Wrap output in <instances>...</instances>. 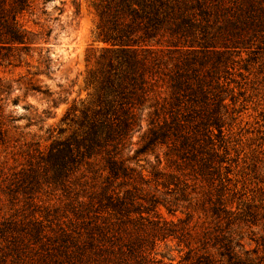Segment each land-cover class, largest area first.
<instances>
[{
	"label": "trees",
	"instance_id": "1",
	"mask_svg": "<svg viewBox=\"0 0 264 264\" xmlns=\"http://www.w3.org/2000/svg\"><path fill=\"white\" fill-rule=\"evenodd\" d=\"M34 1L0 0V70L30 67L36 54L37 73L50 74L42 46L51 30L37 33L25 20ZM97 7L105 47L93 80L96 104L79 117L68 109L61 123L75 130L64 136L66 127L58 128L46 151L32 144L36 158L0 161V264H152L146 244L166 239L185 245L196 264H216L214 255L225 264H264V252L249 258L221 230L233 224L223 201L233 57L245 54L240 69L250 72L264 52V0H99ZM22 85L52 107L63 102L33 78ZM3 114L0 103L5 152L16 120ZM143 123L142 143L124 158ZM148 154H155L150 170L132 165ZM203 185L215 193L200 201L221 223L213 233H193L190 212L177 223L162 217L160 208L175 214Z\"/></svg>",
	"mask_w": 264,
	"mask_h": 264
},
{
	"label": "rangeland",
	"instance_id": "2",
	"mask_svg": "<svg viewBox=\"0 0 264 264\" xmlns=\"http://www.w3.org/2000/svg\"><path fill=\"white\" fill-rule=\"evenodd\" d=\"M43 2L35 0L34 16L25 20H29L28 27L37 33L51 30L48 44L42 46L49 50L50 74L46 76L37 73L36 54L30 67L23 65L17 69L0 70V77L6 87L0 92L3 115H10L16 120L8 124L12 136L10 148L5 152L0 149V161H5L7 166L24 164L29 158H36L34 143L46 151L57 137V129L60 127L67 129L64 136L70 135L75 127L61 123L68 109L74 108L75 116L79 117L82 109L92 108L96 104L93 80L96 78L99 56L105 47L98 39L99 0ZM31 20H35L37 25H33ZM246 57L245 54L233 57L234 71L230 77L233 80L230 83L233 93L225 101L228 114L224 138L230 171L223 201L229 212L227 218L233 224H220L223 233L233 239V245L240 244L242 247L236 251H249L248 257L255 258L264 252V52L259 53L250 72L240 69ZM35 73L37 75L34 76ZM32 78L36 86L49 89L53 98L59 97L63 102L52 107L41 96L26 92L22 84ZM145 130L146 124L143 123L142 129L132 134L123 151L124 158L131 156L140 146ZM155 154L140 157V161L132 165L150 170L155 165ZM210 194L213 200L215 193L212 188L205 185L197 187L195 199L191 200L189 206L188 202H181L175 214L169 215L163 208H160V213L167 221L177 223L178 219H184L186 213L190 212L191 224L195 227L193 233H213L220 224L202 211L200 204ZM46 195L48 199L53 198V195ZM248 212L255 215L254 220L247 217ZM191 243L198 246V254L201 255L197 240ZM145 248L152 264H196L195 259H186L188 249L177 240L155 241L151 246L146 244ZM257 250V255L252 253ZM213 260L218 261L216 264H225L217 255L213 256Z\"/></svg>",
	"mask_w": 264,
	"mask_h": 264
}]
</instances>
